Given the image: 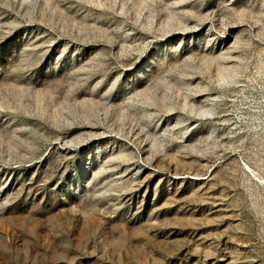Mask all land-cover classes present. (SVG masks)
<instances>
[{
	"label": "rangeland",
	"instance_id": "rangeland-1",
	"mask_svg": "<svg viewBox=\"0 0 264 264\" xmlns=\"http://www.w3.org/2000/svg\"><path fill=\"white\" fill-rule=\"evenodd\" d=\"M0 264H264V0H0Z\"/></svg>",
	"mask_w": 264,
	"mask_h": 264
}]
</instances>
